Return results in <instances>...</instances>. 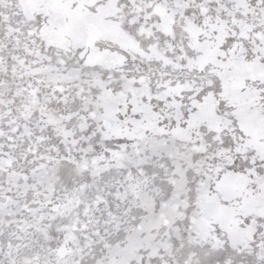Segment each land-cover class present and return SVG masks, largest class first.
Masks as SVG:
<instances>
[{
	"label": "snow or ice",
	"instance_id": "snow-or-ice-1",
	"mask_svg": "<svg viewBox=\"0 0 264 264\" xmlns=\"http://www.w3.org/2000/svg\"><path fill=\"white\" fill-rule=\"evenodd\" d=\"M0 264H264V0H0Z\"/></svg>",
	"mask_w": 264,
	"mask_h": 264
}]
</instances>
